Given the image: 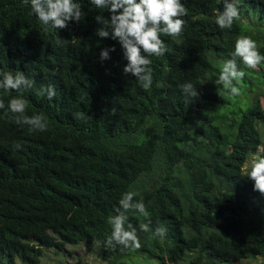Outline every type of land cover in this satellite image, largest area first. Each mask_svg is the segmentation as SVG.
<instances>
[{
	"label": "trees",
	"instance_id": "trees-1",
	"mask_svg": "<svg viewBox=\"0 0 264 264\" xmlns=\"http://www.w3.org/2000/svg\"><path fill=\"white\" fill-rule=\"evenodd\" d=\"M76 2L85 18L55 29L22 0H0V71L34 81L21 93L0 89V264H39L44 249L80 244L104 248L107 264H264V195L245 176L247 161L264 155V61L250 69L236 58L240 95L219 80L238 38L264 56V0H181L183 31L162 36L167 52L149 57L148 90L123 74L111 31L95 35V16L109 12ZM233 3L239 19L221 29L216 17ZM105 48L115 51L101 61ZM186 82L196 97L181 91ZM49 84L52 100L38 95ZM14 97L28 101L22 115L9 112ZM23 116H44L47 130ZM121 213L139 250L109 243ZM157 228L164 238H152Z\"/></svg>",
	"mask_w": 264,
	"mask_h": 264
},
{
	"label": "clouds",
	"instance_id": "clouds-1",
	"mask_svg": "<svg viewBox=\"0 0 264 264\" xmlns=\"http://www.w3.org/2000/svg\"><path fill=\"white\" fill-rule=\"evenodd\" d=\"M22 3L30 6L31 13L42 25L55 29L67 28L70 21L79 23L86 15L76 0H22ZM90 3L96 9L107 10L110 14L108 18L101 14L95 16V21L101 25L95 30V35L108 37L110 30L112 38L118 40L124 49L127 64L122 69L123 74L130 73L141 87L145 90L150 89L153 83V70L152 60L149 57H160L167 52V45L161 39L162 36H176L182 33L185 22L181 17L187 15L184 4L181 0H90ZM236 19H239L237 3L226 4L224 12L217 15L216 23L221 29H229ZM110 50L115 51L114 48H105L100 52L101 61L109 58ZM232 57L223 63L219 80L230 89V94L235 96L240 95V89L232 82L242 80L245 76V72L238 68L236 58H239L246 67L255 69L264 61V56L257 50L256 42L244 36L236 40ZM0 76L3 77L0 81V89L6 91L21 93L24 86L31 87L34 84V81L28 79L21 71H0ZM180 87L186 96H197L191 82H186ZM45 92L49 100L57 95L56 88L52 84L46 88L42 85L38 95L43 96ZM27 106L28 101L20 97H14L8 102V109L12 114L22 115ZM4 107L3 100H0V109ZM42 120L45 122L42 123ZM22 122L31 126L33 130L46 131L48 127L44 116H23ZM245 176L253 182V189L264 195V155L251 161ZM133 195L134 193L128 192L119 201L125 211L132 207L129 201ZM134 207L141 214L147 215L144 203L136 204ZM126 219L123 213L110 219L112 231L109 243L115 241L116 245L131 247L134 251L139 250L142 247L140 238L136 229L130 224L125 227ZM143 231H148L147 224L143 226ZM166 234V228H157L152 238L162 239Z\"/></svg>",
	"mask_w": 264,
	"mask_h": 264
},
{
	"label": "rangeland",
	"instance_id": "rangeland-1",
	"mask_svg": "<svg viewBox=\"0 0 264 264\" xmlns=\"http://www.w3.org/2000/svg\"><path fill=\"white\" fill-rule=\"evenodd\" d=\"M260 152H264V146ZM257 158L258 154L254 155L251 160L247 161L245 167L246 171L249 170L251 161ZM104 250V248L97 244H80L77 246L68 245L64 250L44 249L39 264H107L112 260V256H105ZM177 264H184V262ZM241 264H261V260L253 259L250 262H243Z\"/></svg>",
	"mask_w": 264,
	"mask_h": 264
}]
</instances>
